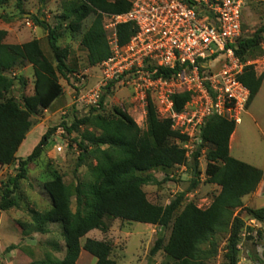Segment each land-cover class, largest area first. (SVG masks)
I'll return each instance as SVG.
<instances>
[{
    "label": "trees",
    "instance_id": "16d2710c",
    "mask_svg": "<svg viewBox=\"0 0 264 264\" xmlns=\"http://www.w3.org/2000/svg\"><path fill=\"white\" fill-rule=\"evenodd\" d=\"M17 9L22 11V0H15ZM9 0H0V8ZM47 0H38L42 7ZM131 8V0H66L62 2L58 25L51 27L39 17L31 16L33 26L46 33L52 59H48L40 40L33 39L23 44H6V32L0 30V167L17 163V173L7 180L0 192V211L17 207L14 198L19 183L27 178V167L43 154L56 129L47 130L34 146L26 159H17V152L32 127V118L38 117L51 108L63 94L60 79H67L75 69L68 65L69 50L58 45L59 31L65 25L70 33H80L84 22L92 17L90 26L82 33L80 46L86 51L89 67H96L110 57L106 32L103 28L105 15H122ZM118 41L126 45L136 33L133 24H119L116 28ZM241 36V35H240ZM264 26L249 38L239 37L232 46L236 57L245 63L262 57ZM31 66L34 75L33 94L23 97L22 103L7 98L14 86L8 72ZM25 86L22 78L17 79ZM239 81L248 89L249 100L246 108L258 94L263 75H257L253 65H247ZM176 111L182 110L189 100L188 94L172 97ZM104 97L98 108H93L82 117L75 118L70 127L63 124L67 133L75 132L80 137L77 144L80 154L77 168L87 158L95 164L89 167L90 183L73 188L64 184L56 171L49 172V181L43 190L50 199L51 207L43 213L32 212V228L36 233L48 234L46 226L59 224L62 229L65 255L62 260L46 255L32 264H76L81 250L93 258L95 264H116L111 259L112 246L106 241L81 239L92 231L106 233L111 220L140 223L171 229L168 241L160 235L150 256L163 252L175 264H205L218 253L215 237L228 235L226 259L228 264H238L240 235L251 233L244 220L236 211L244 212L249 220L264 221V208L250 209L242 199L255 192L262 181L263 172L253 166L232 158L229 154L230 138L235 123L220 117H210L201 131V144L192 155L194 163L190 186L185 193L175 197L168 205H154L147 200L143 187L155 182L149 173L155 170H170L182 166L186 160L185 150L172 141L184 142L185 136L171 128L169 119L160 118L154 101L148 97L145 110V130H141L125 110L114 108L111 112L103 109ZM85 127L84 131H80ZM205 176L209 184L220 188L219 194L206 209L193 203H184L185 195L199 184L198 158L202 147H207ZM75 197L76 208L71 209ZM24 228V226H22ZM263 234L256 230L252 251ZM251 251V252H252ZM252 257H255L254 252Z\"/></svg>",
    "mask_w": 264,
    "mask_h": 264
},
{
    "label": "rangeland",
    "instance_id": "374dc122",
    "mask_svg": "<svg viewBox=\"0 0 264 264\" xmlns=\"http://www.w3.org/2000/svg\"><path fill=\"white\" fill-rule=\"evenodd\" d=\"M66 0H47L44 6L38 4V0H22V11L17 9L16 1L9 2L0 8V30L6 32L4 42L6 44H23L33 39L40 40L41 48L48 59H52L48 47L46 33L35 26L30 20L31 16L39 17L51 27L58 25L57 17L62 11V2ZM112 1V0H110ZM242 29L241 38H249L253 33L264 26V0H242ZM92 17L87 19L80 33L72 34L65 25L61 26L58 45L68 48V65L75 70L67 79H60L63 94L54 101L51 108L32 118V127L23 141L16 156L17 159H26L29 155L23 152H31L42 135L49 129H56L41 157L27 167V178L20 181L19 188L14 193L17 207L8 211H0V264H32L41 261L46 255L62 260L65 255L62 229L59 224H50L47 227L48 234L33 231L32 212L43 213L50 209V199L43 190V184L49 181V172L56 171L62 177L65 185L73 188L79 184L90 183L89 167L95 162L87 158L77 168L80 154L77 144L80 137L77 133H67L63 124L70 127L75 118L82 117L73 105L74 82L77 75H82L88 88L94 86L100 77L98 66L89 67L86 59V51L80 46L82 33L90 26ZM29 23V25H27ZM264 52V40L261 45ZM247 65H253L256 74L263 75L261 88L241 116V123L236 125L231 136L230 156L240 162L262 170L263 178L254 193L242 199L243 205L250 209L264 208V55L248 60ZM14 80V86L7 98L21 104L23 97L33 94L34 75L31 66L25 65L7 73ZM18 78H22L25 86H21ZM104 97L101 111L111 112L114 108L123 109L135 121L141 130H145V116L134 114L135 106L132 102L131 92L124 86L113 85L102 92ZM158 111V110H157ZM160 118L163 114L158 112ZM82 127L80 131H84ZM183 149L179 141H172ZM207 147H202L198 158L199 184L184 197V203H193L199 209H206L213 199L219 194L220 188L209 184L205 176ZM196 149L187 151L186 160L182 166H175L170 170H155L149 174L155 179L154 183L144 186L142 189L147 200L160 206L168 205L175 197L185 193L193 178L194 166L192 155ZM17 173V163L8 167H0V192L8 179ZM256 195V201L251 197ZM76 208L75 197L72 198L71 209ZM246 227H252L248 217L239 210ZM110 225L106 233L92 231L81 239V245L86 239L106 241L112 246L111 259L116 264H175L162 251L154 257L150 256L157 238L162 235L165 243L168 241L171 229L162 230L160 227L140 223H127L119 220L107 222ZM24 226V228L22 227ZM254 227V226H253ZM251 233L243 231L240 235L241 242L238 246V264L247 256V250L252 254V241H255L256 228H251ZM263 234V232L261 231ZM264 235V234H263ZM228 235L219 234L215 237L218 244L217 255L205 264H228L226 259V243ZM260 242H257L258 246ZM256 248V247H255ZM96 260L91 255L81 250L76 264H95Z\"/></svg>",
    "mask_w": 264,
    "mask_h": 264
},
{
    "label": "built area",
    "instance_id": "2783aa9c",
    "mask_svg": "<svg viewBox=\"0 0 264 264\" xmlns=\"http://www.w3.org/2000/svg\"><path fill=\"white\" fill-rule=\"evenodd\" d=\"M242 0H131L122 15H105L110 57L98 65V82L88 88L75 77L73 105L82 114L98 108L102 92L121 85L131 92L134 114L145 116L147 98L171 128L185 136V155L201 144L210 117L241 123L249 100L239 81L246 66L232 46L241 35ZM130 23L136 33L121 46L117 25ZM29 25V23H27ZM188 94L182 110L172 97Z\"/></svg>",
    "mask_w": 264,
    "mask_h": 264
},
{
    "label": "crops",
    "instance_id": "0c3cea01",
    "mask_svg": "<svg viewBox=\"0 0 264 264\" xmlns=\"http://www.w3.org/2000/svg\"><path fill=\"white\" fill-rule=\"evenodd\" d=\"M230 148H231V138L229 142V154H230ZM32 151V150H31ZM31 153V152H30ZM29 152L25 151L22 155H28ZM264 198V194L262 195ZM257 196L254 195L251 197L252 200L256 201ZM263 208V207H262ZM253 226L250 228H256V230L262 231L264 234V221L263 222H257L255 220H249ZM254 252L255 257H252V254L249 250H247V256L244 258L245 260L239 264H264V235L262 237V240L260 241V244L256 246L255 250L253 249L252 253Z\"/></svg>",
    "mask_w": 264,
    "mask_h": 264
},
{
    "label": "bare ground",
    "instance_id": "6f19581e",
    "mask_svg": "<svg viewBox=\"0 0 264 264\" xmlns=\"http://www.w3.org/2000/svg\"><path fill=\"white\" fill-rule=\"evenodd\" d=\"M231 139H232V137H231Z\"/></svg>",
    "mask_w": 264,
    "mask_h": 264
}]
</instances>
